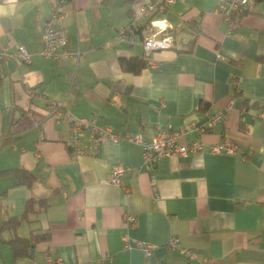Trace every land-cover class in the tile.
<instances>
[{
	"label": "crops",
	"instance_id": "crops-1",
	"mask_svg": "<svg viewBox=\"0 0 264 264\" xmlns=\"http://www.w3.org/2000/svg\"><path fill=\"white\" fill-rule=\"evenodd\" d=\"M148 1L66 2L64 25L80 55L52 59L37 49L54 0H0V46L32 52L28 65L8 59L0 79V171L23 167L36 175L31 187L0 176V222L21 214L34 196L49 205L18 233H51L15 260L0 240V264H264V0L232 29L217 10L221 0H175L154 16L167 19L172 46L152 51L141 72L125 71L121 57L145 55L149 19L134 43L116 34ZM52 100L60 109L51 110ZM218 110L225 118L208 126ZM69 116H95L116 132L145 136L194 123L204 130L182 142L199 138L204 148L151 168L142 165L140 144L125 137L104 139L96 155H74L66 144ZM225 138L244 154L212 152ZM115 165L127 167L126 190L105 180ZM126 214L136 216L134 224ZM123 234L153 250L125 247ZM171 235L179 247L166 244Z\"/></svg>",
	"mask_w": 264,
	"mask_h": 264
},
{
	"label": "built area",
	"instance_id": "built-area-1",
	"mask_svg": "<svg viewBox=\"0 0 264 264\" xmlns=\"http://www.w3.org/2000/svg\"><path fill=\"white\" fill-rule=\"evenodd\" d=\"M257 0H221L217 5V10L230 23V29L233 28L234 22L238 21L241 14L250 10ZM67 0H54L53 10L46 17L42 32L39 36L37 52L43 57L60 59L64 57H78L80 51L73 48L69 43V32L64 25L65 12L63 5ZM175 0H149L147 3L140 5L133 13L128 24L121 26L117 31V37L125 42H135V32L140 31L144 27V19H149V27L141 39L144 47V54L148 58L152 51L160 48H169L172 46V36L165 31L169 27L167 19H156V14L164 13ZM17 59L25 64H29L32 60V52L24 45H19L16 49H9L5 46H0V79L5 76L4 66L8 59ZM62 102L59 100H52L49 107L52 109H60ZM246 110L244 105L241 108ZM226 112L218 110L208 117L207 125L213 126L217 122L223 121ZM260 116L264 117V110L260 112ZM71 122V130L69 136L66 138V144L74 155H79L88 152L96 155L100 151L101 143L104 139H111L117 141L125 137L131 141L140 144L142 149V165L145 168H151L157 162L168 156L188 157L193 153H200L204 148V142L199 139H193L189 142H182V138L189 134L199 135L204 130L202 126L194 123L185 125L178 129L160 128L158 127L155 133L151 136H145L142 132L135 134L119 133L114 131L108 125H99L96 117H74L69 116ZM214 153L226 152L233 154H244L241 145L231 139H223L214 142L210 147ZM127 167L123 165H115L107 174L105 180L114 183L126 190V185L123 183V177L126 173ZM126 222L128 225L134 224L136 216L126 214ZM122 240L125 247H132L138 245L143 248L146 254L153 250V245L140 240H134L122 235ZM166 244L171 248L180 246L179 237L171 235L166 240ZM185 254L190 258L196 257V253L189 249H184ZM50 263L55 260L49 257ZM103 259L99 264H102Z\"/></svg>",
	"mask_w": 264,
	"mask_h": 264
},
{
	"label": "trees",
	"instance_id": "trees-1",
	"mask_svg": "<svg viewBox=\"0 0 264 264\" xmlns=\"http://www.w3.org/2000/svg\"><path fill=\"white\" fill-rule=\"evenodd\" d=\"M193 42L194 39L190 41L191 44L186 50H192ZM147 59L148 58L145 55L121 57L120 64L122 69L125 71L139 73L144 67L147 66ZM14 109L16 108L13 107L12 110ZM12 115V113L9 114L10 120L13 119ZM8 175L16 177V185H25L27 187H31L32 183L36 179L34 172L23 167H10L0 171V176ZM48 205L49 203L46 199L29 196L25 202L24 210L21 214L8 216L0 222V240L9 244L12 249L14 260L20 257L29 256L31 251L39 242L48 240L50 238L51 233L49 229L45 231L31 230L27 236H22L18 233V229L23 223H32L38 221V216L42 212L46 211ZM4 231L10 232L11 236L9 238L2 237L1 234Z\"/></svg>",
	"mask_w": 264,
	"mask_h": 264
}]
</instances>
